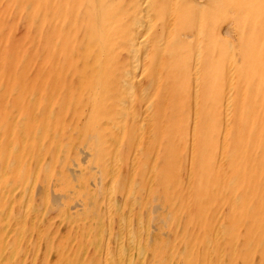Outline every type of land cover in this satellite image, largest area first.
<instances>
[{
    "label": "rangeland",
    "instance_id": "1",
    "mask_svg": "<svg viewBox=\"0 0 264 264\" xmlns=\"http://www.w3.org/2000/svg\"><path fill=\"white\" fill-rule=\"evenodd\" d=\"M4 1L0 0V31L2 32H0V51L3 52L0 54V154H2L0 156V215L2 214L0 216V264H107L108 262V264H112V262L113 264L118 262V264H264V0H177V2L176 0H97V3L96 0ZM134 2L135 4H133ZM141 7L144 8L141 9ZM174 7H176V12ZM169 11H171L172 16H168ZM142 13H144L143 16ZM247 16L252 17V22L255 25L248 30L245 20ZM148 17L151 19V24H147ZM172 17L173 19H171ZM34 19L36 21L33 22ZM141 19L143 21L140 22ZM136 20H138V24ZM141 24L148 28L144 29V31L146 30L145 35L143 32L140 35L141 28L144 27ZM63 25L64 28H62ZM2 27H4L3 30ZM47 28L49 31L46 30ZM50 29L52 30L50 31ZM166 31L170 32L172 36L169 34L166 36ZM130 33L132 34L131 37ZM197 33L198 35H196ZM121 34L124 36V41H122L123 36ZM3 35L6 37L4 38ZM115 36H119L118 39H121L117 40ZM125 37H130L129 39L133 40V43H129L130 40ZM111 39L114 40L115 44ZM135 41H137L136 44ZM56 42L59 43L56 44ZM145 42L147 43L145 44ZM117 44L118 46H116ZM145 45H148L146 46L148 50L145 48L146 51ZM129 49L134 50V52ZM257 51L260 52L257 54ZM73 52L75 56L71 55ZM111 52L113 53L111 54ZM195 52L197 53L195 54ZM10 53L13 55H9ZM131 53L134 55L136 53L137 57L132 56ZM160 53H164L163 57ZM197 54L198 56H196ZM6 55L11 56V58ZM159 55L162 58L157 59ZM139 56L141 59H146L141 60L139 58L138 60ZM14 58L15 60H13ZM164 58H167V61L162 60ZM137 60L142 65H139ZM114 61L117 64H113ZM58 63L59 65L56 66L55 64ZM29 66L31 67L29 68ZM187 66L188 69H186ZM114 67L117 72L119 70V73L115 72ZM182 67L184 71H181ZM138 68H143V72L139 71ZM161 69L163 70L161 71ZM129 71H131L130 74ZM67 74H70V77ZM157 74L158 76H156ZM114 78L118 79L114 80ZM123 78L126 79V82ZM228 78L230 79L228 80ZM195 80H197L196 85H194ZM67 83L68 85H66ZM131 83H133L132 86ZM18 86L20 87L18 88ZM54 86L58 88V90L55 88L56 92H54ZM16 88L19 89L17 92L14 91ZM117 88L123 91L121 90L119 93ZM112 90L114 92L116 90L115 96L118 99L115 98ZM27 91L30 92L29 95ZM33 92L39 93L37 96L39 104L36 105L37 107L35 106L36 108L34 107V115L31 114V108L22 106L25 99L28 101L32 98ZM52 94L56 97L54 98ZM121 97L122 99L125 97L126 100H122ZM119 99L121 100L119 101ZM30 100L29 102L32 103L33 100ZM48 100L50 101L49 105L47 104ZM60 100L64 102L61 103ZM59 102L61 105L58 104ZM71 103L72 107H69ZM64 104L67 105L65 110ZM2 105H5V109ZM147 105L151 110L147 108ZM47 108H50L49 111ZM111 108L115 110L113 111ZM57 109H61V112ZM144 109L147 112L149 110V112L145 113ZM110 110L115 115L114 113L111 115L112 111ZM118 110L121 111L120 114ZM43 111L46 116L48 115L47 117L43 115ZM109 111L110 114L107 117L106 114ZM50 112L51 115H49ZM54 112L59 113V115H55ZM24 113L29 114L27 115L30 119L28 125L24 128L21 127L22 129L19 128V125L13 127L18 121L13 122V124L10 123V116L16 114L17 117L14 116L15 118H13L18 120ZM36 113L37 115H35ZM116 114L120 116L117 117ZM110 118L111 120H109ZM43 121L49 130L45 129L46 124H42ZM33 125L35 127L44 125L42 129L47 131L42 132L41 130L40 133H37V130H34L31 132V137H22L23 134L28 136L31 131L30 128H35ZM113 125L115 129L111 128ZM130 125L134 128H131ZM249 125L257 129V133L253 137L249 134ZM105 126L106 128H102ZM58 129L60 131L62 129L61 133L60 131L58 133ZM117 129L119 130L117 131ZM20 132L23 134L21 133V135ZM50 132L53 134L50 135ZM138 134L139 136H137ZM40 135L43 137L41 138ZM53 135L54 138L52 139ZM37 136L40 138L38 141L40 145L36 140ZM194 137H196L195 140ZM26 139L29 142L25 141ZM128 140L131 145H128ZM56 142L58 145L55 144ZM69 142L70 144H68ZM30 144L31 146H29ZM37 144L40 147L37 148ZM63 144L65 146H62ZM30 147L32 148L30 149ZM39 149L43 150L40 151ZM83 150L92 155L88 158L84 157L82 153H79ZM163 150H166V155L163 154ZM60 152H62L61 155ZM114 153L118 157L115 154L116 160L112 156ZM179 154L181 155L178 161L180 165L174 160ZM191 155L193 159L190 160ZM40 157L42 158L40 159ZM82 157L85 158L83 163ZM36 159L38 161L34 164ZM58 159L60 163L57 162ZM44 161H47L46 164H43ZM109 163H111L110 166L116 165L117 167L110 168ZM136 163L138 164L136 165ZM7 164L11 166L9 167ZM139 164L140 166L143 164L141 169ZM4 165L5 167H3ZM158 168L159 170H157ZM129 170H133V172ZM158 171L160 172L158 177L161 176L159 178L157 177ZM148 172L152 174L150 175ZM33 175L34 180L32 179ZM154 178L155 180H152ZM19 180L21 182H18ZM14 181H16V185L13 184ZM111 181L113 183H110ZM45 184L47 185L44 186ZM110 184L117 188H113ZM163 185L166 187H162ZM30 186L33 189H30ZM149 186L150 188H148ZM169 186L175 188L170 187L169 189ZM35 187L37 188L35 189ZM107 187L111 193L106 189ZM4 190L5 192H3ZM28 191L31 194L30 197ZM20 192L25 194V197ZM102 192L104 194H101ZM56 195L62 197L61 200L56 199ZM139 195L143 196L145 200ZM105 197L109 200L107 201ZM127 200L129 201L128 204ZM24 203H28V207H23L25 206ZM33 203L38 206H41L39 204L42 203V206L37 208ZM74 203L79 205L77 209H72ZM108 203H111L110 208ZM113 204L114 206H112ZM127 205L130 207L129 209ZM134 206L137 210L132 208ZM156 206L159 210H156ZM32 208L33 210H31ZM47 209L48 211H46ZM111 209L113 210L110 212ZM153 209H155L154 212H152ZM8 210L10 212H7ZM34 210H36V215L39 213L37 217L33 212ZM54 210L56 213H51ZM139 210L141 211V218ZM168 211H175L174 214L176 215L173 220L169 221L170 223L166 218ZM30 212L31 214H29ZM43 212L49 214L44 215ZM117 214L118 216H116ZM136 214L139 215L141 222L136 221L138 219L135 220L138 218ZM43 217L45 219L49 217L48 219L51 218V220L46 219L47 224L44 225L45 219ZM72 217L73 222L68 224ZM94 217L95 219H93ZM22 218L25 219L22 220ZM130 218L133 220L130 221ZM59 219L61 220L59 221ZM39 220L42 222H37ZM100 220L105 223V226L98 222ZM117 220L118 225H121L120 228L122 230L125 228L123 232L119 229L120 225L117 226ZM137 222L138 224H136ZM36 223L39 224L36 225ZM92 224H96L97 230L92 228ZM177 226L181 231L176 229ZM37 228L39 231L41 230L39 232L41 236L38 234ZM93 229L96 232L100 231L94 234ZM132 229L136 230L133 234L130 233ZM138 230L139 233H137ZM118 231L122 239H117ZM82 235L84 236L82 237ZM126 240H128V244ZM116 241L120 243L117 242L119 243L117 244ZM130 241L131 243H129ZM18 242L19 244H17ZM118 245L121 247L119 248ZM124 248L127 251L131 250L127 253ZM140 248H142L141 252ZM80 250H83L82 254ZM129 253L132 254L129 255ZM17 257L18 259H16ZM64 258H67L66 261ZM131 259H133V263Z\"/></svg>",
    "mask_w": 264,
    "mask_h": 264
},
{
    "label": "bare ground",
    "instance_id": "2",
    "mask_svg": "<svg viewBox=\"0 0 264 264\" xmlns=\"http://www.w3.org/2000/svg\"><path fill=\"white\" fill-rule=\"evenodd\" d=\"M3 1H4V0H3ZM6 1H8V0H6ZM146 1H147V0H146ZM169 1H170V0H169ZM4 2H5V1H4ZM19 2H20V0H19ZM95 2L97 3V0H96ZM165 2H166V1H165ZM176 2H177V0H176ZM17 3H18V2H17ZM17 3H16V6H17ZM151 3H152V2H151ZM174 3H175V2H174ZM133 4H135V2H134ZM141 4H142V3H141ZM166 4H167V3H166ZM171 4H172V3H171ZM19 5H20V4H19ZM19 5H18V6H19ZM1 6H2V4H1ZM10 6H11V5H10ZM10 6H9V7H10ZM20 6H22V5H20ZM26 6H29V5L26 4ZM172 6H173V5H172ZM13 7H15V6H13ZM176 7H177V6H176ZM176 7H174L175 12H176V9H175ZM21 8H22V7H21ZM25 8H26V7H25ZM25 8H24V9H25ZM142 8H144V7H141V9H142ZM170 8H171V6H170ZM8 9H9V8H8ZM132 9H133V8H132ZM141 9H140V10H141ZM151 9H152V8H151ZM156 9H157V8H155V10H156ZM166 9H167V8H166ZM172 9H173V8H172ZM9 10H10V9H9ZM16 10H17V9H16ZM27 10H28V9H27ZM58 10H59V6H58ZM125 10H126V9H125ZM137 10H138V9H137ZM143 10H144V9H143ZM148 10H149V9H148ZM157 10H158V9H157ZM13 11H14V10H13ZM25 11H26V10H25ZM25 11H24V12H25ZM133 11H134V10H133ZM144 11H145V10H144ZM97 12H98V11H97ZM142 12H143V11H142ZM146 12H147V11H146ZM146 12H145V13H146ZM170 12H171V11H169L168 16L172 14V13H170ZM172 12H173V10H172ZM7 13H8V12H7ZM134 13H136V12H134ZM152 13H153V12H152ZM39 14H40V13H39ZM47 14H48V13H47ZM47 14H46V15H47ZM121 14H122V13H121ZM132 14H133V13H132ZM166 14H167V13H166ZM174 14H175V13H174ZM232 14H233V13H232ZM7 15H8V14H7ZM16 15H17V14H16ZM98 15H99V14H98ZM139 15H140V14H139ZM143 15H144V13H142V16H143ZM147 15H148V14H147ZM147 15H146V16H147ZM156 15H157V12H156ZM55 16H56V15H55ZM77 16H78V18H79V15H78V14H77ZM135 16H136V15H135ZM151 16H152V15H151ZM171 16H172V15H171ZM173 16H174V15H173ZM17 17H18V16H17ZM22 17H23V16H22ZM24 17H25V16H24ZM48 17H49V15H48ZM115 17H116V16H115ZM126 17H127V16H126ZM154 17H155V16H154ZM6 18H7V17H6ZM10 18H11V17H10ZM37 18H38V17H37ZM96 18H97V17L95 16V19H96ZM110 18H111V16H110ZM130 18H131V17H130ZM130 18H129V19H130ZM139 18H141V17H139ZM146 18H147V17H146ZM151 18H152V17H151ZM198 18H199V17H198ZM7 19H9V18H7ZM7 19H6V20H7ZM38 19H39V18H38ZM73 19H74V16H73ZM73 19H72V20H73ZM136 19H137V18H136ZM142 19H143V18H142ZM142 19L140 20V22L144 20V19H143V20H142ZM153 19H154V18H153ZM171 19H173V17H172ZM174 19H175V18H174ZM6 20H4V21L7 22ZM16 20H17V19L15 18V21H16ZM22 20H23V19H22ZM29 20H30V19H29ZM29 20H28V21H29ZM112 20H113V19H112ZM131 20H132V19H131ZM134 20H135V19H134ZM164 20H165V19H164ZM243 20H244V19H243ZM245 20H246V27H247V30H248V28L251 29L253 26H255L254 23L252 22V17H248V16H247ZM4 21H3V22H4ZM34 21H36V20L34 19L33 22H34ZM37 21H38V20H37ZM136 21H137V24H138V20H136ZM145 21H146V20H145ZM150 21H151V19H149V17H148L147 24H151ZM153 21H154V20H153ZM170 21H172V20H170ZM8 22H9V21H8ZM95 22H96V21H95ZM130 22H131V21H130ZM134 22H135V21H134ZM140 22H139V23H140ZM22 23H23V22H22ZM36 23H37V22H36ZM111 23H112V22H111ZM135 23H136V22H135ZM160 23H161V22H160ZM169 23H170V22H169ZM171 23H172V22H171ZM173 23H174V22H173ZM197 23H198V22H197ZM39 24H40V23H39ZM65 24H67V23L65 22ZM65 24H64V25H65ZM97 24H98V22H97ZM137 24H136V25H137ZM162 24H163V23H162ZM32 25H33V24H32ZM64 25H63L62 28H64ZM71 25H72V24H71ZM71 25H70V26H71ZM112 25H113V23H112ZM130 25H131V24H130ZM130 25H129V27H130ZM141 25L144 26V25H146V24L144 23V25H143V24H141ZM168 25H169V24H168ZM170 25H171V24H170ZM172 25H173V24H172ZM172 25H171V26H172ZM174 25H175V23H174ZM19 26H20V25H19ZM19 26H18V27H19ZM34 26H35V24H34ZM50 26H51V25H50ZM52 26H53V25H52ZM139 26H140V25H139ZM142 26H141V27H142ZM160 26H161V25H160ZM171 26H169V27L171 28ZM237 26H238V25H237ZM237 26H236V27H237ZM129 27H128V30H129ZM131 27H132V26H131ZM137 27H138V26H137ZM141 27H139V28H141ZM164 27H166L165 24H164ZM198 27H199V24H198ZM198 27H197V28H198ZM3 28H4V27H2V30H3ZM19 28H22V27H19ZM43 28H44V27H43ZM45 28H46V27H45ZM65 28H66V27H65ZM146 28H147V26H146V27L144 26L143 28H141L142 31L140 32V35H141L142 32H143V34L146 33V30L144 31V29H146ZM197 28H196V29H197ZM66 29H67V28H66ZM147 29H148V28H147ZM19 30H20V29H19ZM31 30H32V29H31ZM46 30L49 31L48 28H47ZM51 30H52V29H50V31H51ZM99 30H100V29H99ZM137 30H139V29L137 28ZM167 30H168V29H167ZM21 31H22V30H21ZM42 31H43V30H42ZM71 31H72V30H71ZM0 32H1V31H0ZM18 32H20V31H18ZM32 32H33V31H32ZM131 32H133V31H131ZM161 32H162V31H161ZM170 32H171V30H170ZM170 32L168 33V32L166 31V32H165V33H166L165 35H166V36H169V35H170ZM173 32H174V31H173ZM197 32H198V31H197ZM1 33H2V32H1ZM1 33H0V35H1ZM70 33H71V32H70ZM118 33H119V32H118ZM123 33H124V32H123ZM127 33H128V32H127ZM171 33H172V32H171ZM199 33H200V32H199ZM5 34H7V33L5 32ZM12 34H15V33H12ZM36 34H37V33H36ZM130 34H131V33H130ZM130 34H129V35H130ZM168 34H169V35H168ZM129 35H128V36H129ZM134 35H135V34H134ZM144 35H145V34H144ZM196 35H198V33H197ZM3 36H4V35H3ZM119 36H120V34H119ZM119 36H115V37H117V38H116L117 40L121 39V38L118 39ZM121 36H123V35L121 34ZM131 36H132V34L130 35V37H131ZM146 36H148V35H146ZM146 36H145V37H146ZM170 36H172V35H170ZM199 36H200V34H199ZM199 36H198V37H199ZM5 37H6V36H4V38H5ZM130 37H129V38H130ZM137 37H139V36H137ZM142 37H143V35H142ZM152 37H153V36H152ZM154 37H156V36H154ZM160 37H161V36H160ZM160 37H159V38H160ZM163 37L165 38V36H163ZM35 38H36V37H35ZM125 38H126V39H129L128 37H125ZM159 38H158V39H159ZM113 39H114V38H113ZM113 39H111V40H113ZM137 39H138V38H137ZM169 39H170V38H169ZM169 39H168V40H169ZM198 39H199V38H198ZM198 39H197V41H198ZM18 40H19V39H18ZM18 40H17V41H18ZM20 40H21V39H20ZM34 40H35V39H34ZM117 40H116V42H117ZM124 40H125V39H124V36H123V37H122V41H124ZM129 40H130V39H129ZM146 40H147V39H146ZM146 40H145V41H146ZM162 40H163V39H162ZM168 40H167V41H168ZM137 41H138V40H137ZM137 41H135V44L137 43ZM151 41H153V40H151ZM155 41L157 42V40H155ZM52 42H54V41L52 40ZM82 42H83V41H82ZM131 42L133 43V40H132V41L130 40L129 43H131ZM140 42H141V40H140ZM3 43H4V40H3ZM15 43H16V42H15ZM36 43H37V42H36ZM57 43H59V42H56V44H57ZM146 43H147V42H145V44H146ZM154 43H155V42H154ZM161 43H162V42H161ZM161 43H158V44H161ZM165 43H166V42H165ZM113 44H115V43H114V40H113ZM113 44H112V45H113ZM139 44H140V43H139ZM2 45H3V44H2ZM23 45H24V44H23ZM33 45H34V44H33ZM58 45H59V44H58ZM100 45H101V44H100ZM137 45H138V44H137ZM150 45H151V44H150ZM155 45H157V43H155ZM170 45H172V44H170ZM25 46H26V45H25ZM25 46H24V47H25ZM51 46H53V45H51ZM116 46H118V44H117ZM116 46H115V47H116ZM146 46H148V45H145L144 49L146 48ZM193 46H195V45H193ZM29 47H30V46H29ZM55 47H56V45H55ZM57 47H58V46H57ZM198 47H199V45H198ZM0 48H1V47H0ZM32 48H33V47H32ZM127 48H128V46H127ZM139 48H140V47H139ZM147 48H148V47H147ZM147 48H146V49H147ZM159 48H160V47H159ZM146 49H145V51H146ZM163 49H164V48H163ZM198 49H199V48H198ZM41 50H42V49H41ZM119 50H120V49H119ZM129 50H131V51L134 52V50H132V49H129ZM139 50H140V49H139ZM147 50H148V49H147ZM150 50L152 51V49H150ZM31 51L33 52V50H31ZM38 51H39V50H38ZM131 51H130V52H131ZM160 51H161V50H160ZM160 51H159V52H160ZM162 51H163V50H162ZM1 52H2V51H0V54H1ZM27 52H28V51H27ZM40 52H41V51H40ZM101 52H102V51H101ZM259 52H260V51H257L256 53L258 54ZM2 53H3V52H2ZM13 53H14V52H13ZM112 53H113V52H111V54H112ZM122 53H123V52H122ZM196 53H197V52H195V54H196ZM41 54H42V52H41ZM70 54H71V53H70ZM101 54H102V53H101ZM131 54H132V53H131ZM137 54H138V53H137ZM139 54H140V52H139ZM141 54H142V53H141ZM143 54H144V53H143ZM163 54H164V53H163ZM163 54L160 53V55H161L162 57H163ZM195 54H194V55H195ZM198 54H199V52H198ZM198 54H197L196 56H198ZM9 55L12 56L13 54L10 53ZM34 55H36V54L34 53ZM71 55L75 56L74 52H73V54H71ZM120 55H121V53H120ZM133 55H134V54H132V56H133ZM146 55H147V54H146ZM160 55H159V57L157 56V59H158V58L160 59V57H161ZM166 55H168V54H166ZM169 55H170V54H169ZM194 55H193V56H194ZM6 56H7V55H6ZM11 56H10V57L7 56V57H8V58H11ZM19 56H20V55H19ZM25 56H26V55H25ZM27 56H28V55H27ZM37 56H39V55L37 54ZM41 56H42V55H41ZM41 56H40V57H41ZM123 56H125V54H123ZM123 56H122V57H123ZM134 56L137 57L136 53H135ZM140 56H141V55H140ZM140 56L138 57V60H139ZM196 56H195V57H196ZM15 57H16V56H15ZM44 57H45V56H44ZM141 57H142V56H141ZM162 57H161V58H162ZM195 57H194V58H195ZM31 58H32V57H31ZM52 58H53V57H52ZM118 58H119V56H118ZM118 58H117V59H118ZM154 58H155V57H154ZM167 58H168V57H167ZM167 58H166V59L164 58V59H162V60L167 61ZM169 58H170V56H169ZM16 59H17V58H16ZM22 59H24V58L22 57ZM117 59H116V60H117ZM140 59H141V58H140ZM143 59H146V58H142L141 60H143ZM13 60H15V58H14ZM25 60H26V58H25ZM31 60H32V59H31ZM35 60H36V59H34V61H35ZM37 60H38V58H37ZM37 60H36V61H37ZM54 60H56V59H54ZM116 60H115V61H116ZM133 60H134V59H133ZM133 60H131V61H133ZM138 60H137V61H138ZM0 61H1V59H0ZM7 61H8V60H7ZM21 61H22V60H21ZM34 61H33V62H34ZM88 61H89V60H88ZM115 61H114L113 64H117V63H115ZM127 61H129V60H127ZM127 61H126V62H127ZM137 61H136V62H137ZM24 62H25V61H24ZM24 62H23V63H24ZM56 62H57V60H56ZM59 62H60V61H59ZM117 62H118V61H117ZM154 62H157V61H154ZM160 62H162V61H160ZM189 62H190V61H189ZM17 63H18V62H17ZM36 63H37V62H36ZM60 63H61V62H60ZM124 63H125V62H124ZM124 63H122V64H124ZM129 63H130V62H129ZM168 63H169V62H168ZM168 63H167V65H169ZM193 63H195V62H193ZM196 63H197V62H196ZM202 63H204V62H202ZM6 64H7V63H6ZM26 64H27V63H26ZM120 64H121V63H120ZM138 64H139V65H140V64L142 65V63H141L140 61H138ZM147 64H148V63H147ZM162 64H165V63H162ZM162 64H161V65H162ZM186 64H187V63H186ZM21 65H22V64H21ZM55 65H56V66L59 65V63H58V64H55ZM118 65H119V63H118ZM118 65H117V66H118ZM136 65H137V64H136ZM143 65H144V64H143ZM157 65H158V64H157ZM167 65H166V66H167ZM192 65H193V64H192ZM0 66H1V65H0ZM12 66H13V65H12ZM19 66H20V65H19ZM19 66H18V67H19ZM25 66H27V65H25ZM31 66H32V64H31ZM31 66H29V68H30ZM110 66H111V63H110ZM119 66H121V65H119ZM128 66H131V65H128ZM179 66H180V65H179ZM188 66H189V64H188ZM188 66L186 67V69L189 68ZM194 66H195V65H194ZM196 66H198V65H196ZM4 67H5V66H4ZM22 67H23V65H22ZM139 67H141V66H139ZM142 67H144V66H142ZM156 67H159V66H156ZM156 67H155V69H157ZM167 67H168V66H167ZM33 68H34V67H33ZM120 68H121V67H120ZM132 68H133V67H132ZM135 68H136V67H135ZM147 68H148V66H147ZM159 68H160V67H159ZM161 68H162V66H161ZM163 68H164V67H163ZM194 68H195V67H194ZM194 68H193V69H194ZM197 68H198V67H197ZM17 69H18V68H17ZM22 69H23V68H22ZM34 69H35V68H34ZM114 69H115V72H116V73H119V70H118V72H117L115 67H114ZM126 69L128 70L129 68H126ZM133 69H134V68H133ZM139 69H140V70H139ZM142 69H143V68H142ZM142 69H141V68H138L139 71L143 72ZM199 69H200V68H199ZM199 69H198V70H199ZM227 69H229V68H227ZM20 70H21V69H20ZM28 70H30V69H28ZM112 70H113V69H112ZM124 70H125V69H124ZM124 70H122V72H124ZM162 70H163V69H161V71H162ZM171 70H172V69H171ZM182 70H183V67H182L181 71H182ZM3 71H4V69H3ZM18 71H19V70H18ZM18 71H17V72H18ZM131 71H132V70H131ZM131 71H129V74H130ZM139 71H138V72H139ZM183 71H184V70H183ZM17 72H16V73H17ZM44 72H45V69H44ZM57 72H58V70H57ZM57 72H56V73H57ZM120 72H121V70H120ZM125 72L127 73V71H125ZM145 72H146V70H145ZM152 72H153V71H152ZM152 72H151V73H152ZM187 72H189V71H187ZM187 72H186V73H187ZM199 72H200V71H199ZM16 73H15V74H16ZM69 73H70V72H69ZM149 73H150V72H149ZM157 73H159V72H157ZM175 73H176V72H175ZM191 73H192V72H191ZM200 73H201V72H200ZM228 73H229V72H228ZM129 74H128V75H129ZM137 74H138V73H137ZM176 74H177V73H176ZM180 74H183V73H180ZM180 74H178V75H180ZM187 74H188V73H187ZM187 74H186V75H187ZM193 74H194V72H193ZM196 74H197V73H196ZM196 74H195V75H196ZM41 75H42V74H41ZM67 75L69 76L70 74H67ZM128 75H127V76H128ZM134 75H135V73H134ZM142 75H143V74H142ZM152 75H153V74H152ZM199 75H200V74H199ZM29 76H30V74H29ZM118 76H119V75H118ZM118 76H117V77H118ZM138 76H139V75H138ZM156 76H158V74H157ZM156 76H155V77H156ZM231 76H232V75H231ZM11 77L13 78L12 75H11ZM40 77H41V76H40ZM54 77H55V76H54ZM69 77H70V76H69ZM129 77H131V76H129ZM150 77H151V75H150ZM233 77H234V76H233ZM27 78H28V76H27L25 79L27 80ZM41 78H42V77H41ZM67 78H68V77H67ZM140 78H141V77H140ZM194 78H195V77H194ZM197 78H198V77H197ZM117 79H118V78H117ZM117 79L114 78V80H117ZM136 79H137V78H136ZM136 79H135V80H136ZM150 79H151V78H150ZM157 79H158V78H157ZM190 79H191V77H190ZM195 79H196V78H195ZM229 79H230V78H228V80H229ZM21 80H22V79H21ZM26 80H25V82H26ZM54 80H55V79H54ZM72 80H74V79H72ZM120 80H121V79H120ZM123 80H124V78H123ZM123 80H122V82H123ZM127 80H128V79H127ZM132 80H133V79H132ZM140 80H141V79H140ZM145 80H146V79H145ZM191 80H192V79H191ZM231 80H233V79H231ZM23 81H24V80H23ZM37 81H38V80H37ZM66 81L68 82V79H67ZM66 81H65V83H66ZM112 81H113V80H112ZM124 81L126 82V79H125ZM146 81H148V80H146ZM156 81L158 82V80H156ZM166 81H167V80H166ZM196 81H197V80L194 81V83H195L194 85L197 84ZM21 82H22V81H21ZM54 82H55V81H54ZM125 82H124V84H125ZM133 82H134V81H133ZM227 82L229 83V81H227ZM55 83H56V82H55ZM113 83H114V81H113ZM115 83H116V82H115ZM120 83H121V82H120ZM120 83H119V84H120ZM140 83H141V82H140ZM148 83H149V82H148ZM198 83H199V81H198ZM22 84H25V83H22ZM72 84H73V83H72ZM76 84H77V82L75 83V85H76ZM119 84H118V85H119ZM127 84H128V83H127ZM132 84H133V83H131V86H132ZM152 84H153V83H152ZM156 84H157V83H156ZM35 85H36V84H35ZM66 85H68V83H67ZM69 85H70V84H69ZM144 85H145V84H144ZM150 85H151V82H150ZM198 85H199V84H198ZM23 86H24V85H22V87H23ZM25 86L28 87L29 85H25ZM56 86H57V83H56ZM120 86H121V85H120ZM142 86H143V85H142ZM16 87H17V85H16ZM19 87H20V86H18V88H19ZM67 87H68V86H67ZM67 87H66V89H67ZM111 87H112V86H111ZM127 87H129V86H127ZM147 87H148V86H147ZM154 87H155V86H154ZM191 87H192V86H191ZM0 88H1V87H0ZM18 88L14 89V91L17 92V90H19ZM23 88H24V87H23ZM25 88H26V87H25ZM55 88H57V87L54 86V90H55ZM76 88H77V85H76ZM125 88H126V87H125ZM149 88H150V87H149ZM155 88H156V87H155ZM198 88H199V86H198ZM202 88H204V87H202ZM202 88H201V89H202ZM46 89H47V87H46ZM117 89H119V88H117ZM131 89H132V88H131ZM140 89H142V88H140ZM175 89H177V88H175ZM190 89H191V88H190ZM192 89H193V87H192ZM194 89L197 90L195 87H194ZM227 89H228V88H227ZM227 89H226V90H227ZM252 89H253V88H252ZM3 90H4V89H3ZM57 90H58V88H57ZM57 90H55L54 92H56ZM63 90H64V89H63ZM102 90H103V92H105L104 89H102ZM109 90H111L110 87H109ZM113 90H114V89H113ZM113 90H112V93H113L114 96H115L116 90H115V92H114ZM121 90H122V89H121ZM121 90H120V89L118 90L119 93H120ZM146 90H147V89H146ZM195 90H194V92H195ZM198 90H199V89H198ZM1 91H2V90H1ZM25 91H26V89H25ZM122 91H123V90H122ZM126 91H127V90H126ZM180 91H181V90H180ZM19 92H21V91H19ZM27 92H28V91H27ZM61 92L63 93V91H61ZM61 92H60V94H61ZM230 92H231V91H230ZM7 93H8V92H7ZM25 93H26V92H25ZM29 93H30V92H28V95H29ZM34 93H35V94H34ZM49 93H50V92H49ZM49 93H48V94H49ZM66 93H67V92H66ZM112 93H111V94H112ZM119 93H118V94H119ZM189 93H190V92H189ZM195 93H196V92H195ZM228 93H229V92H228ZM11 94H12V93H11ZM13 94H14V93H13ZM26 94H27V93H26ZM38 94H39L38 92H33V95L31 96L32 98H30V99L33 100V102H32V103L29 102V101H31L30 99H29L28 101L25 99V100L23 101V105H22V106H26V108H31V109H32V110H31V114H33V115H34V113H35V108L37 107L36 105L39 104V101H38L39 99H38V97H37ZM46 94H47V91H46ZM104 94H105V93H104ZM180 94H182V93L180 92ZM34 95H35V96H34ZM52 95H54V94H52ZM107 95H108V94H107ZM129 95H130V94H129ZM196 95H197V93H196ZM230 95H231V94H230ZM230 95H229V97H230ZM12 96H13V95H12ZM16 96H17V95H16ZM16 96H15V97H16ZM26 96H27V95H26ZM63 96H64V95H63ZM121 96H124V95L121 94ZM192 96H193V93H192ZM17 97L19 98V96H17ZM17 97H16V100H17ZM21 97H22V96H21ZM27 97H28V96H27ZM35 97H37V98H35ZM52 97H53V96H52ZM55 97H56V96L54 95V98H55ZM105 97H106V95H105ZM163 97H164V96H163ZM193 97H194V96H193ZM196 97H197V96H196ZM54 98H52V100H54ZM62 98H63V97H62ZM66 98H67V97H66ZM115 98L118 99L116 96H115ZM115 98H114V99H115ZM159 98H160V97H159ZM194 98H195V97H194ZM194 98H193V99H194ZM4 99H5V98H4ZM6 99H7V98H6ZM44 99H45V98H44ZM48 99H49V97H48ZM67 99H68V98H67ZM67 99H66V101H67ZM108 99H109V98H108ZM121 99H122V97H121ZM121 99H119V101H120ZM123 99L126 100L125 97H124ZM123 99H122V100H123ZM127 99H128V97H127ZM190 99H191V98H190ZM16 100H15V101H16ZM21 100H22V99H21ZM42 100H43V98H42ZM42 100H41V101H42ZM162 100H163V99H162ZM194 100H195V99H194ZM197 100H198V99H197ZM197 100H196V101H197ZM66 101H65V103H66ZM113 101H114V100H113ZM127 101H128V100H127ZM130 101H131V99H130ZM190 101H191V100H190ZM224 101H226V100H224ZM5 102H6V100L4 101V104H5ZM8 102H9V101H8ZM8 102H7V103H8ZM17 102H18V101H17ZM45 102H46V100H45ZM45 102L43 101V104H44V105H45ZM49 102H50V101L48 100V103H47L48 105H49ZM60 102L62 103V102H64V101H61V100H60ZM60 102H59L58 104H60ZM111 102H112V100H111ZM123 102H124V101H123ZM193 102H194V101H193ZM2 103H3V102H2ZM18 103H19V102H18ZM30 103H31V104H30ZM117 103H118V102H117ZM125 103H126V101H125ZM196 103H197V102H196ZM224 103H226V102H224ZM58 104H57V105H58ZM121 104H122V102H121ZM128 104H129V103H128ZM139 104H140V103H139ZM149 104H150V103H149ZM192 104H193V103H192ZM60 105H61V104H60ZM64 105H65V104H64ZM195 105H196V104H195ZM224 105H225V104H224ZM4 106H5V105H4ZM4 106L2 105V107H4ZM6 106H7V105H6ZM9 106H10V105H9ZM35 106H36V107H35ZM109 106H110V105H109ZM111 106L113 107V104H112ZM129 106H130V104H129ZM138 106H139V105H138ZM142 106H143V105H142ZM34 107H35V108H34ZM46 107H47V105L45 106V108H46ZM55 107H56V106H55ZM59 107H62V106H59ZM59 107H57V108H59ZM66 107H67V105H65V107H63L64 110H65ZM69 107H72V103H71V106H69ZM193 107H194V106H193ZM226 107H227V105H226ZM228 107H230V106H228ZM24 108H25V107H24ZM116 108H117V107H116ZM138 108H140V107H138ZM144 108H145V107H144ZM147 108H148V105H147ZM147 108H146V109H147ZM194 108H195V107H194ZM194 108H193V109H194ZM4 109H5V107H4ZM8 109H9V107H8ZM49 109H50V108H49ZM49 109L47 108L48 111H49ZM52 109H54V108H52ZM52 109H51V110H52ZM70 109H71V108H70ZM111 109H112V108H111ZM118 109H119V108H118ZM148 109H149V108H148ZM195 109H196V108H195ZM20 110H21V109H20ZM45 110H46V109H45ZM57 110H58V109H57ZM59 110H60V112H61V109H59ZM59 110H58V111H59ZM68 110H69V109H68ZM112 110L114 111L115 109L113 108ZM112 110H110V111H112ZM149 110H151V109H149ZM149 110H148V112H149ZM15 111H16V110H15ZM18 111H19V109H18ZM40 111H41V109H40ZM48 111H46V112H48ZM58 111H57V112H58ZM110 111H109V113L107 112V114H106L107 117L109 116L108 114H110ZM113 111L111 112V115H112V113H114ZM139 111H140V110H139ZM139 111H138V112H139ZM144 111H145V113H148L147 110L144 109ZM37 112H38V111H37ZM57 112H56V113L54 112V114H55V115H56V114L59 115V113H57ZM64 112H65V111H64ZM68 112H69V111H68ZM116 112H117V111H116ZM120 112H121V111L118 110V113H119V114H120ZM126 112H127V110H126ZM140 112H141V111H140ZM142 112H143V111H142ZM168 112H169V111H168ZM174 112H175V111H174ZM174 112H172V113H174ZM193 112H194V111H193ZM225 112H226V111H225ZM229 112H231V111H229ZM11 113H12V112H11ZM11 113H9V114H11ZM17 113H19V112H17ZM17 113H16V114H17ZM48 113H49V112H48ZM166 113H167V112H166ZM16 114H15V115H16ZM40 114H41V113H40ZM60 114H62V113H60ZM69 114H70V113H69ZM119 114H118V115H119ZM121 114H122V113H121ZM135 114H136V113H135ZM135 114H134V115H135ZM163 114H164V113H163ZM183 114H184V112H183ZM227 114H228V113H227ZM227 114H225V116H228ZM15 115H11V116H10L11 118L9 119L10 123H12V124H13V122L16 123V121H18L16 125H15V124H14V126L12 125L13 127H16L17 125H19V126H20L19 128L22 129L21 127L24 128L25 126L28 125L30 119L28 118L27 115H29V114H26V113L22 114L21 117H19L18 120L14 119L15 117H17V116H15ZM35 115H37V113H36ZM41 115H42V114H41ZM43 115L46 116V113H44V111H43ZM49 115H51V112H50ZM55 115H54V116H55ZM103 115H104V114H103ZM111 115H110V116H111ZM114 115H115V113H114ZM116 115H117V114H116ZM118 115H117V117L120 116V115H119V116H118ZM126 115H127V114H126ZM134 115H133V117H134ZM144 115H145V114H144ZM147 115H148V114H147ZM185 115H186V114H185ZM14 116H15V117H14ZM31 116H32V115H31ZM47 116H48V115H47ZM47 116H46V117H47ZM54 116H53V117H54ZM135 116H136V115H135ZM138 116H139V115H138ZM142 116H143V115H142ZM149 116H150V115H149ZM170 116H171V115H170ZM193 116H194V114H193ZM223 116H224V115H223ZM225 116H224V117H225ZM13 117H14V118H13ZM46 117H45V118H46ZM49 117H50V116H49ZM60 117H61V116H60ZM101 117H102V116H101ZM111 117H112V116H111ZM143 117H144V116H143ZM167 117H168V116H167ZM32 118H34V117H32ZM112 118H114V117H112ZM139 118H140V117H139ZM141 118H142V117H141ZM146 118H147V117H146ZM226 118H227V117H226ZM7 119H8V118H7ZM37 119H38V118H37ZM52 119H53V118H52ZM62 119H63V118H62ZM137 119H138V118H137ZM143 119H145V118H143ZM148 119H149V118H148ZM33 120H34V119H33ZM35 120H36V119H35ZM56 120H57V119H56ZM109 120H111V118H110ZM128 120H129V119H128ZM128 120H126V121L128 122ZM132 120H133V119H132ZM149 120H150V119H149ZM194 120H195V119H194ZM230 120H231V118H230ZM45 121H46V119H45ZM53 121H54V119H53ZM61 121H62V120H61ZM82 121H83V120H82ZM102 121H103V120H102ZM106 121H107V120H106ZM140 121H142V120H140ZM195 121H196V120H195ZM224 121H225V120H224ZM30 122L33 123V121H30ZM43 122H44V121H43ZM46 122H48V121H46ZM51 122H52V120H51ZM51 122H50V123H51ZM57 122H58V121H57ZM62 122H63V121H62ZM107 122H108V121H107ZM109 122L111 123V121H109ZM114 122H115V120H114ZM129 122H130V120H129ZM32 123H31V124H32ZM39 123H40V122H39ZM41 123H42V122H41ZM52 123H53V122H52ZM52 123H51V124H52ZM54 123H55V121H54ZM83 123H84V122H83ZM112 123H113V122H112ZM121 123H122V121H121ZM142 123H143V122H142ZM160 123H161V122H160ZM194 123H195V122H194ZM42 124H46V123L44 122V123H42ZM42 124H41V125H42ZM71 124H72V123H71ZM71 124H70V126H71ZM113 124H114V123H113ZM123 124H125V123H123ZM140 124H141V123H140ZM34 125H35V123H34ZM34 125H33V127H35ZM53 125H54V124H53ZM60 125H61V122H60ZM110 125H111V124H110ZM114 125H115V124H114ZM114 125L111 126V128H114V129H115ZM227 125H228V123H227ZM43 126H44V125H43ZM43 126H42V127H43ZM119 126H120V125H119ZM130 126H131V125H130ZM194 126H195V125H194ZM249 126H250V125H249ZM13 127H12V128H13ZM42 127L36 126L34 129L31 127V128H30L31 131H30V133L28 134V136H27L26 134H25V135L23 134L24 131H23V133L20 132V134H21V133L23 134V135L21 134L22 137H24V136H26V137H31V136H30V135H31V132H32V131L34 132V130H37V133H40L41 130H42V132H43L45 129H48V128H47V124H46V128H45V129H44V128L42 129ZM51 127H52V126H51ZM61 127H62V126H61ZM109 127H110V126H109ZM123 127H124V126H123ZM132 127H133V126H131V128H132ZM135 127H137V126H135ZM236 127H237V126H236ZM102 128H106V126H105V127H102ZM118 128H119V127H118ZM133 128H134V127H133ZM137 128H138V127H137ZM140 128H141V126H140ZM151 128H152V127H151ZM237 128H239V127H237ZM248 128H249V134L251 135V137L255 136L256 133H257V129H256V128H253V127H251V126L248 127ZM51 129H52V128H51ZM107 129H108V128H107ZM121 129H122V128H121ZM160 129H161V128H160ZM165 129H166V128H165ZM165 129H164V130H165ZM195 129H196V128H195ZM16 130L19 131V129H17V128H16ZM48 130H49V129H48ZM118 130H119V129H117V131H118ZM133 130H134V129H133ZM135 130H136V129H135ZM153 130H154V129H153ZM21 131H22V130H21ZM45 131H47V130H45ZM59 131H60V130L58 129V133H59ZM61 131H62V129H61ZM61 131H60V133H61ZM129 131H130V130H129ZM138 131H139V130H138ZM154 131H155V130H154ZM162 131H163V130H162ZM165 131H166V130H165ZM195 131H196V130H195ZM11 132H12V130L10 131V133H11ZM13 132H14V131H13ZM15 132H16V131H15ZM15 132H14V133H15ZM108 132H109V129H108ZM146 132H147V131H146ZM148 132H149V131H148ZM167 132H168V131H167ZM105 133H106V132H105ZM105 133H104V134H105ZM112 133H113V132H112ZM133 133H134V132H133ZM44 134H45V132H44ZM46 134H47V133H46ZM51 134H53V133L50 132V135H51ZM104 134H103V135H104ZM113 134H114V133H113ZM145 134H146V133H145ZM41 135H42V133H41ZM41 135H40V137H41ZM54 135H55V134H54ZM54 135L52 136V139L54 138ZM58 135H59V134H58ZM142 135H143V134H142ZM235 135H236V134H235ZM0 136H1V135H0ZM8 136H9V135H8ZM10 136H11V135H10ZM10 136H9V137H10ZM33 136H34V135H33ZM35 136H36V131H35ZM48 136H49V135H48ZM105 136L107 137L106 134H105ZM111 136H112V135H111ZM117 136H118V135H117ZM137 136H139V134H138ZM193 136H194V135H193ZM26 137H25V138H26ZM42 137H43V136H42ZM42 137H41V138H42ZM55 137H56V136H55ZM58 137H59V136H58ZM58 137H57V138H58ZM106 137H104V138H106ZM119 137H120V136H119ZM119 137H118V138H119ZM167 137H168V136H167ZM190 137H191V136H190ZM50 138H51V137H50ZM50 138H49V139H50ZM109 138H110V137H109ZM109 138H108V139H109ZM195 138H196V137H194V140H195ZM32 139H33V138H32ZM39 139H40V138L37 136V139H36L37 142L39 141ZM108 139H107V140H108ZM154 139H155V138H154ZM28 140H30V139H28ZM41 140H42V139H41ZM107 140H106V141H107ZM109 140H110V139H109ZM115 140H117V138H115ZM135 140H136V139H135ZM164 140H165V139H164ZM194 140H193V141H194ZM25 141H27V139H26ZM25 141H24V142H25ZM56 141L58 142V139H57ZM112 141H113V140H112ZM126 141H127V139H126ZM128 141H129V140H128ZM136 141L138 142V140H136ZM202 141H203V139H202ZM20 142H21V141H20ZM27 142H29V141H27ZM49 142H50V141H49ZM49 142H47V143H49ZM53 142H54V140H53ZM57 142H56L55 144L58 145ZM61 142H62V141H61ZM104 142H105V140H104ZM109 142H111V141H109ZM109 142H108V144H109ZM203 142H204V141H203ZM209 142H210V141H209ZM10 143H11V141H10ZM21 143H22V142H21ZM39 143H40V142H38V144H39ZM43 143H44V142H43ZM106 143H107V142H106ZM114 143H116V142H114ZM114 143H113V145H114ZM131 143H132V142H131ZM141 143H142V142H141ZM221 143H222V142H221ZM38 144H37V148L40 147V146H39L40 144H39V145H38ZM49 144H50V143H49ZM59 144H60V143H59ZM68 144H70V142H69ZM132 144H134V143H132ZM23 145H24V144H23ZM42 145H43V144H42ZM128 145H131V144H130V141H129ZM137 145H138V144H137ZM143 145H144V144H143ZM7 146H9V145L7 144ZM10 146H11V145H10ZM29 146H31V144H30ZM29 146H27V148H29ZM55 146H56V145H55ZM62 146H65V145L63 144ZM115 146H116V145H115ZM120 146H121V145H120ZM135 146H136V145H135ZM140 146H141V145H140ZM154 146H155V145H154ZM154 146H153V147H154ZM21 147H22V146H21ZM44 147H45V144H44ZM44 147H43V148H44ZM52 147H53V145H52ZM121 147H122V146H121ZM121 147H120V149H123V148H121ZM126 147H128V146H126ZM137 147H138V146H137ZM8 148H9V147H8ZM24 148H26V147H24ZM31 148H32V147H30V149H31ZM41 148H42V147H41ZM62 148H63V147H62ZM62 148H61V149H62ZM64 148H65V147H64ZM116 148H117V147H116ZM116 148H115V149H116ZM192 148H193V147H192ZM18 149H19V148H18ZM30 149H29V150H30ZM56 149H57V148H56ZM113 149H114V147H113ZM118 149H119V147H118ZM126 149H127V148H126ZM140 149H141V148H140ZM9 150H10V149H9ZM16 150H17V149H16ZM37 150H38V149H37ZM39 150L41 151V150H43V149H39ZM51 150H52V149H51ZM51 150H50V151H51ZM155 150H156V149H155ZM157 150H158V149H157ZM192 150H193V149H192ZM17 151H18V150H17ZM24 151H26V149H24ZM55 151H56V150H55ZM61 151H62V150H61ZM116 151H117V149H116ZM137 151H138V150H137ZM137 151H136V152H137ZM163 151H164L163 154L166 155V152H165L166 150H163ZM167 151H168V150H167ZM222 151H223V150H222ZM8 152H9V151H8ZM8 152H7V154H8ZM62 152H63V151H62ZM62 152H60L59 154L61 155ZM124 152H125V151H124ZM146 152H147V150H146ZM12 153H14V151H12ZM15 153H16V152H15ZM24 153H25V152H24ZM30 153H31V152H30ZM79 153H82V154L84 155V157H86V158H88L89 156L92 155L90 152H86L85 150H83L82 152H79ZM112 153H113V152H112ZM150 153H151V152H150ZM156 153H157V152H156ZM222 153H223V152H222ZM40 154L42 155V152H41ZM40 154H39V155H40ZM115 154H116V153H114V155H112V156H114V157H113L114 159H115ZM134 154H135V153H134ZM1 155H2V154H0V156H1ZM29 155H30V154H29ZM29 155H28V156H29ZM33 155H34V153H33ZM39 155H37V156H39ZM41 155H40V156H41ZM49 155H50V153H49ZM146 155H147V154H146ZM165 155H164V156H165ZM175 155H176V153H175ZM214 155H215V154H214ZM30 156H31V155H30ZM37 156H36V157H37ZM112 156H111V158H112ZM132 156H133V155H132ZM116 157H117V154H116ZM137 157H138V156H137ZM143 157H144V156H143ZM166 157H167V156H166ZM6 158H7V157H6ZM41 158H42V157H40V159H41ZM48 158H49V157H48ZM48 158H47V159H48ZM54 158H56V157L54 156ZM58 158H59V157H58ZM82 158H83V157H82ZM117 158H118V157H117ZM138 158L140 159V157H138ZM160 158H161V156H160ZM180 158H181V155L179 154V155H177V157H176L174 160L178 162ZM47 159H45V160H47ZM49 159H50V158H49ZM59 159H60V158H59ZM59 159L57 160V162L59 161ZM84 159H85V158L81 159V160H82V163H83V160H84ZM114 159H113V160H114ZM155 159H156V158H155ZM164 159H165V158H164ZM184 159H185V158H184ZM191 159H193L192 155H191L190 160H191ZM29 160H30V157H29ZM107 160H108V159H107ZM107 160H106V161H107ZM113 160H112V161H113ZM115 160H116V159H115ZM132 160H133V159H132ZM146 160H147V159H146ZM160 160H161V159H160ZM160 160H159V161H160ZM5 161H6V159H5ZM37 161H38V160L36 159V162H34V164L37 163ZM48 161H49V160H48ZM153 161H154V160H153ZM153 161H152V162H153ZM13 162H14V161H13ZM40 162H41V161H40ZM46 162H47V161H46ZM46 162L44 161L43 164H46ZM80 162H81V161H80ZM113 162H114V161H113ZM113 162H111V163H113ZM134 162H135V161H134ZM139 162H140V161H139ZM182 162H183V161H182ZM190 162H191V161H190ZM4 163H5V162H4ZM4 163H3V164H4ZM58 163H60V161H59ZM103 163H104V162H103ZM106 163H107V162H106ZM106 163H105V164H106ZM111 163H109L108 166H110ZM132 163H133V162H132ZM132 163H131V164H132ZM140 163H141V162H140ZM159 163H161V161H160ZM178 163H179V165H180V162H178ZM24 164H25V163H24ZM107 164H108V163H107ZM129 164H130V163H129ZM137 164H138V163H136V165H137ZM152 164H153V163H152ZM155 164H156V163H155ZM185 164H186V162H185ZM189 164H190V163H189ZM5 165H6V164H5ZM5 165H4L3 167H5ZM7 165H8V164H7ZM36 165H37V164H36ZM142 165H143V164H141V166H142ZM159 165H160V164H159ZM8 166L10 167L11 165H8ZM12 166H13V165H12ZM23 166H24V165H23ZM23 166H22V167H23ZM33 166H34V165H33ZM44 166H46V165H44ZM114 166H116V165H114ZM114 166H110V168H111V167H114ZM139 166H140V164H139ZM141 166H140V169H141ZM220 166H222V165H220ZM15 167H16V166H15ZM105 167H106V166H105ZM116 167H117V166H116ZM136 167H137V166H136ZM146 167H147V166H146ZM158 167H159V166H158ZM160 167H161V165H160ZM177 167H178V166H177ZM7 168H8V167H7ZM7 168H6V170H7ZM44 168H45V167H44ZM46 168H47V167H46ZM106 168H108V167H106ZM144 168H145V166H144ZM36 169H37V168H36ZM36 169H35V172H36ZM3 170H4V169H3ZM8 170H9V169H8ZM21 170H22V169H21ZM32 170H33V169H32ZM37 170H38V169H37ZM108 170H109V169H108ZM110 170H111V169H110ZM150 170H151V169H150ZM157 170H159V168H158ZM176 170H177V169H176ZM179 170L181 171V169H179ZM115 171H116V170H115ZM129 171H132V172H133V170H129ZM140 171H141V170H140ZM151 171H152V170H151ZM151 171H150V172H151ZM7 172H8V171H7ZM35 172H34V173H35ZM127 172H128V171H127ZM150 172H148V173H150ZM2 173H3V171H2ZM107 173H108V172H107ZM111 173H113V172L111 171ZM117 173H118V171H117ZM128 173H129V172H128ZM128 173H127V174H128ZM140 173H141V172H140ZM155 173H156V172H155ZM159 173H160V172L158 171L157 177H158ZM36 174H37V173H36ZM36 174H35V176H36ZM131 174H132V173H131ZM151 174H152V173H150V175H151ZM199 174H200V173H199ZM204 174H205V173H204ZM15 175H16V174H15ZM20 175H21V174H20ZM70 175H72V174H70ZM112 175H113V174H112ZM117 175H118V174H117ZM140 175H141V174H140ZM179 175H180V174H179ZM3 176H4V175H3ZM108 176H110V175H108ZM128 176H129V175H128ZM132 176H133V175H132ZM152 176H153V175H152ZM20 177H21V176H20ZM30 177H31V176H30ZM129 177H131V176H129ZM129 177H128V179H129ZM141 177H142V175H141ZM159 177H161V176H159ZM159 177H158V178H159ZM32 179L34 180V175H33V178H32ZM49 179H50V178H49ZM108 179H109V178H108ZM110 179H111V178H110ZM122 179H123V178H122ZM175 179H176V177H175ZM210 179H211V178H210ZM33 180H32V181H33ZM124 180H125V179H124ZM144 180H146V179H144ZM144 180H143V181H144ZM152 180H155V178L152 179ZM152 180H151V182H152ZM204 180H205V179H204ZM32 181H31V183H32ZM112 181H113V180H112ZM112 181H111L110 183H113ZM116 181H117V180H116ZM129 181L131 182V179H130ZM174 181H175V180H174ZM178 181H179V180H178ZM18 182H21V181L19 180ZM49 182H50V180H49ZM49 182H46V183H49ZM107 182H108V180H107ZM123 182H124V181H123ZM133 182H134V180H133ZM147 182H148V180H147ZM156 182L158 183V181H156ZM15 183H16V181L13 182V184H15ZM29 183H30V182H29ZM31 183H30V185H31ZM104 183H105V182H104ZM114 183H115V182H114ZM117 183H118V181H117ZM136 183H137V182H136ZM149 183H150V182H149ZM152 183H153V182H152ZM180 183H181V182H180ZM190 183H191V182H190ZM190 183H189V184H190ZM9 184H10V183H9ZM11 184H12V183H11ZM23 184H24V183H23ZM131 184H132V182H131ZM134 184H135V183H134ZM137 184H138V183H137ZM137 184H136V185H137ZM150 184H151V183H150ZM166 184H167V183H166ZM174 184H175V182H174ZM7 185H8V184H7ZM7 185H6V186H7ZM15 185H16V184H15ZM32 185H34V184H32ZM46 185H47V184H45L44 186H46ZM103 185H104V184H103ZM105 185H106V184H105ZM110 185H111V184H110ZM148 185H149V184H148ZM170 185H171V184H170ZM106 186H108V185H106ZM111 186H112V185H111ZM129 186H130V184H129ZM133 186H134V185H133ZM156 186H158V185H156ZM2 187H3V185H2ZM15 187H16V186H15ZM15 187H14V188H15ZM50 187H51V186H50ZM108 187L110 188V186H108ZM108 187L106 188L107 190H108ZM112 187H113V186H112ZM153 187H154V186H153ZM162 187H166V186L163 185ZM170 187L172 188V187H174V186H169V189H170ZM188 187H189V186H188ZM4 188H5V187H4ZM29 188H30V189H33V188H31V186H30ZM36 188H37V187H35V189H36ZM45 188H46V187H45ZM98 188H100V187H98ZM113 188H117V187H113ZM113 188H112V189H113ZM130 188H131V187H130ZM133 188H134V187H133ZM148 188H150V186H149ZM156 188H157V187H156ZM174 188H175V187H174ZM2 189H3V188H2ZM15 189H16V188H15ZM30 189H29V190H30ZM119 189H120V188H119ZM136 189H138V188H136ZM145 189H146V188H145ZM154 189H155V187H154ZM164 189H165V188H164ZM10 190H11V189H10ZM10 190H9V191H10ZM24 190H25V189H24ZM38 190H39V189H38ZM114 190H115V189H114ZM117 190H118V189H117ZM133 190H134V189H133ZM147 190H148V189H147ZM165 190H167V189H165ZM25 191H26V190H25ZM46 191L48 192V190H46ZM49 191H50V189H49ZM108 191L111 193L110 190H108ZM124 191H125V190H124ZM144 191H145V190H144ZM155 191H156V190H155ZM186 191H187V190H186ZM3 192H5V190H4ZM13 192H14V190H13ZM50 192H51V191H50ZM99 192H100V191H99ZM132 192H133V191H132ZM151 192H152V191H151ZM10 193H12V192L10 191ZM20 193L22 194V192H20ZM20 193H19V195H20ZM24 193H25V192H24ZM110 193H108V194H110ZM127 193H128V192H127ZM137 193H138V192H137ZM146 193H148V192H146ZM28 194H29L28 196L30 197L31 194H30L29 191H28ZM47 194H48V193H47ZM49 194H52V193H49ZM73 194H74V193H73ZM101 194H104V193L102 192ZM131 194H132V193H131ZM134 194H135V191H134ZM138 194H139V193H138ZM138 194H137V195H138ZM189 194H190V193H189ZM191 194H192V193H191ZM22 195H23V194H22ZM24 195H25V194H24ZM24 195H23V196H24ZM44 195H45V194H44ZM125 195H127V194H125ZM140 195H141V194H140ZM140 195H139V196H140ZM147 195H148V194H147ZM61 196H62V195H61ZM110 196H111V195H110ZM112 196H113V195H112ZM145 196H146V195H145ZM24 197H25V196H24ZM44 197H47V196H44ZM63 197H64V196H63ZM98 197H99V196H98ZM107 197L109 198V196H107ZM113 197H114V196H113ZM125 197H126V196H125ZM130 197H131V196H130ZM133 197H134V196H133ZM141 197H143V196H140V198H141ZM148 197H149V196H148ZM61 198H62V197H59L58 195H56V199H58V200L60 199V200H61ZM128 198H129V197H128ZM128 198H127V199H128ZM135 198L137 199L138 197H135ZM185 198H186V197H185ZM14 199H15V196H14ZM26 199H27V196H26ZM29 199L31 200V198H29ZM99 199H100V198H99ZM105 199H107V198L105 197ZM105 199H104V200H105ZM111 199H112V198H111ZM131 199H132V198H131ZM142 199H144V197H143ZM22 200H24V198H22ZM27 200H28V199H27ZM44 200H45V199H44ZM50 200H51V198H50ZM54 200H55V198H54ZM54 200H53V201H54ZM108 200H109V199H107V201H108ZM112 200H113V199H112ZM112 200H111V201H112ZM129 200H130V199H129ZM144 200H145V199H144ZM152 200L154 201L155 199L153 198ZM218 200H219V199H218ZM10 201L12 202V199H10ZM10 201H9V202H10ZM24 201H25V200H24ZM24 201H21V202H24ZM45 201H46V200H45ZM133 201H134V200H133ZM147 201H148V198H147ZM153 201H152V202H153ZM158 201H159V200H158ZM177 201H178V200H177ZM30 202H31V201H30ZM56 202H58V201H56ZM92 202H93V199H92ZM96 202H97V201H96ZM105 202H106V201H105ZM113 202H114V201H113ZM128 202H129V201L127 200V204H128ZM149 202H150V198H149ZM188 202H189V201H188ZM192 202H193V201H192ZM31 203H32V202H31ZM97 203H98V202H97ZM106 203H107V202H106ZM114 203H115V202H114ZM193 203H194V202H193ZM24 204H25V203H24ZM27 204H28V203H27ZM27 204H25V206H23V207H26ZM29 204H30V203H29ZM33 204H34V203H33ZM33 204H32V207H34ZM43 204H44V203H43ZM46 204H47V203H46ZM129 204H130V203H129ZM132 204H134V203H132ZM136 204H137V201H136ZM141 204H142V203H141ZM170 204L173 205V203H170ZM9 205H10V204H9ZM34 205H35V204H34ZM39 205L42 206V203L39 204ZM53 205L55 206L56 204L54 203ZM106 205H107V204H106ZM106 205H105V206H106ZM108 205H109V208H110V207H111V206H110L111 203H108ZM116 205H117V204H116ZM147 205H148V204H147ZM172 205H171V206H172ZM175 205H176V204H175ZM10 206H11V205H10ZM29 206H30V205H29ZM36 206H37V208L41 207V206L35 205V207H36ZM43 206H44V205H43ZM57 206H58V205H57ZM105 206H104V207H105ZM112 206H114V204H113ZM127 206H128V205H127ZM136 206H139V205H136ZM136 206H134V207H132V208H135V209L137 210ZM153 206H154V205H153ZM168 206H169V204H168ZM183 206H184V205H183ZM27 207H28V206H27ZM45 207H46V206H45ZM60 207H61V206H60ZM77 207H79V205H78L77 203H74L72 209H74V208L77 209ZM119 207H120V206H119ZM145 207H146V206H145ZM156 207H157L156 210H159V209H158V206H156ZM4 208H5V207H4ZM8 208H9V207H8ZM30 208H31V206H30ZM30 208H29V209H30ZM37 208H36V209H37ZM115 208H116V206H115ZM129 208H130V207L128 206V209H129ZM132 208H131V209H132ZM142 208H143V207H142ZM166 208H167V207H166ZM170 208H171V207H170ZM29 209H28V210H29ZM42 209H43V207H42ZM103 209H104V208H103ZM107 209H108V207H107ZM107 209H106V211H108ZM116 209H117V208H116ZM116 209H115V210H116ZM118 209H119V208H118ZM140 209H141V208H140ZM146 209H147V207H146ZM172 209H173V208H172ZM172 209H171V210H172ZM175 209H176V208H175ZM182 209H183V208H182ZM9 210H10V209H9ZM9 210H8L7 212H10ZM24 210H25V209H24ZM24 210H23V211H24ZM31 210H33V208H32ZM56 210H57V209H56ZM63 210H64V209H63ZM63 210H62V211H63ZM90 210L92 211L93 209L91 208ZM112 210H113V209H111L110 212H111ZM133 210H134V209H133ZM149 210H150V209H149ZM167 210H168V209H167ZM177 210H178V209H177ZM183 210H184V209H183ZM35 211H36V210H34L33 212H35ZM39 211H40V210H39ZM39 211H38V212H39ZM46 211H48V209H47ZM46 211H44V212H46ZM57 211H58V210H57ZM116 211H117V210H116ZM139 211H140V210H139ZM154 211H155V209H153L152 212H154ZM3 212H4V211H3ZM3 212H2V213H3ZM24 212H26V211H24ZM44 212H43V213H44ZM49 212H50V211H49ZM54 212L56 213L55 210H54L53 212H51V213H54ZM58 212H59V211H58ZM58 212H57V213H58ZM110 212H109V213H110ZM114 212H115V211H114ZM117 212H118V211H117ZM117 212H116V213H117ZM144 212H145V211H144ZM149 212H150V211H149ZM174 212H175V211H174ZM174 212H172V211H168V212H167V217H166V218L168 219V222H169L170 220H173L174 217L176 216V215L174 214ZM26 213H27V212H26ZM59 213H60V212H59ZM99 213H100V212H99ZM128 213H129V212H128ZM150 213H151V212H150ZM150 213H149V215H150ZM29 214H31V212H30ZM36 214H37V213L35 212V215H36ZM41 214H42V212H41ZM41 214H40V215H41ZM45 214H49V213H44V215H45ZM60 214H61V213H60ZM106 214L108 215V212H107ZM131 214H132V212H131ZM152 214H153V213H152ZM1 215H2V214H1ZM1 215H0V216H1ZM6 215H7V214H6ZM8 215H9V214H8ZM19 215H20V214H19ZM19 215H18V217H19ZM21 215H22V214H21ZM33 215H34V214H33ZM38 215H39V213H38ZM38 215H36V217H37ZM44 215H43V216H44ZM50 215H51V214H50ZM57 215H58V214H57ZM80 215H81V213H80ZM102 215H103V213H102ZM107 215H106V216H107ZM120 215L122 216L121 213H120ZM120 215H119V217H120ZM136 215H137V214H136ZM136 215H134V216H136ZM10 216H11V215H10ZM61 216H62V215H61ZM94 216H95V215H94ZM99 216H100V215H99ZM116 216H118V214H117ZM137 216H138V218H135V220L138 219V220H136V221H139V219L141 218V211H140V218H139V215H137ZM137 216H136V217H137ZM31 217H32V216H31ZM31 217H30V219H31ZM46 217H47V215H46ZM49 217H50V216H49ZM49 217H48V218H49ZM55 217H56V216H55ZM64 217H65V216H64ZM67 217H68V216H67ZM73 217H75V216H73ZM73 217L71 218V220L69 219L70 222H68V224H69V223L71 224V221L73 222V220H72ZM88 217H89V216H88ZM95 217H96V216H95ZM95 217H94L93 219H95ZM100 217H101V216H100ZM100 217H98V218L100 219ZM110 217H111V216H110ZM119 217H117V218H119ZM122 217H123V216H122ZM128 217H129V216H128ZM145 217H146V215H145ZM6 218H7V217H6ZM6 218H5V219H6ZM43 218H44V217H43ZM48 218H46V219H48ZM53 218H54V217H53ZM91 218H92V216H91ZM98 218H97V219H98ZM101 218H102V217H101ZM106 218H107V217H106ZM108 218H109V216H108ZM112 218H113V217H112ZM176 218H177V217H176ZM181 218H182V217H181ZM7 219H8V218H7ZM17 219H18V218H17ZM23 219H25V218H22V220H23ZM27 219H28V218H27ZM39 219H40V216H39ZM44 219H45V218H44ZM46 219H45V221L43 220V221L45 222L44 225L47 224V223H46ZM65 219H66V218H65ZM97 219H96V220H97ZM122 219H123V218H122ZM143 219H144V218H143ZM152 219H153V218H152ZM179 219H180V216H179ZM199 219H200V218H199ZM14 220H15V218H14ZM22 220H21V221H22ZM31 220H32V219H31ZM40 220H41V219H40ZM40 220L37 221V222L41 223L42 221L40 222ZM48 220H51V218L48 219ZM60 220H61V219H59V221H60ZM76 220H77V219H76ZM81 220H82V219H81ZM83 220H84V219H83ZM96 220H95V222H96ZM119 220H120V219H119ZM124 220H125V218H124ZM131 220H133V219L130 218V221H131ZM145 220H146V219H145ZM180 220H181V219H180ZM180 220H179V221H180ZM65 221H66V220H65ZM74 221H75V220H74ZM106 221H107V219H106ZM108 221H109V220H108ZM110 221H111V219H110ZM110 221H109V222H110ZM113 221H114V220H113ZM121 221H122V220H121ZM136 221H134V222H136ZM147 221H148V220H147ZM6 222H7V221H6ZM55 222H56V221H55ZM76 222H77V221H76ZM81 222H83V221H81ZM98 222L100 223L101 220L98 221ZM128 222H129V218H128ZM139 222H141V221H139ZM180 222H181V221H180ZM21 223H22V222H21ZM23 223H24V222H23ZM32 223H33V222H32ZM32 223H30V224L32 225ZM39 223H36V225L39 224ZM112 223H113V222H112ZM120 223H121V222H120ZM159 223H160V222H159ZM169 223H170V222H169ZM51 224H52V223H51ZM55 224H56V223H55ZM55 224H54V225H55ZM76 224H77V223H76ZM101 224L104 225L105 223H102V222H101ZM108 224H109V223H108ZM121 224H124V223H121ZM136 224H138V222H137ZM140 224H141V223H140ZM140 224H139V225H140ZM145 224H146V223H145ZM36 225H35V228H36ZM44 225H43V226H44ZM54 225H52V226L54 227ZM56 225H57V224H56ZM62 225H63V223H62ZM85 225H86V224H85ZM92 225H93V224H92ZM95 225H96V224H94L92 228H94V229L96 228V230H97L98 227H96ZM111 225H112V224H111ZM119 225H120V224H119ZM119 225H118V220H117V226H119ZM124 225H125V224H124ZM172 225H173V224H172ZM177 225H178V224H177ZM180 225H181V224H180ZM210 225H211V224H210ZM4 226H6V225H4ZM39 226H40V225H39ZM50 226H51V225H50ZM88 226H90V225H88ZM104 226H105V225H104ZM104 226H103V228H104ZM107 226H108V225H107ZM117 226H116V227H117ZM122 226H123V225H122ZM127 226H128V225H127ZM131 226H132V225H131ZM37 227H38V226H37ZM41 227H42V226H41ZM67 227H68V226H67ZM72 227L75 228L74 226H72ZM108 227H109V226H108ZM120 227H121V225L119 226V229L122 230V228H120ZM129 227H130V226H129ZM129 227H128V228H129ZM146 227H147V226H146ZM146 227H145V228H146ZM173 227H174V225H173ZM179 227H180V226H179ZM21 228H22V227H21ZM51 228H52V227H51ZM84 228H85V227H84ZM177 228H178V226L176 227V229H177ZM180 228H182V227H180ZM7 229H8V228H7ZM37 229H38V234L40 235L39 232H40L41 230L39 231V228H37ZM44 229H45V227H44ZM44 229H43V230H44ZM89 229H90V227H89ZM94 229H93V231H94ZM99 229H100V227H99ZM99 229H98V230H99ZM105 229H106V228H105ZM124 229H125V228H123V230H124ZM130 229H131V228H130ZM178 229H179V228H178ZM217 229H218V228H217ZM73 230H74V229H73ZM73 230H72V232H73ZM90 230H91V229H90ZM90 230H88V231H90ZM96 230L94 231V234H95V233H99V231H100V230H99L98 232H96ZM117 230H118V229H117ZM121 230H120V231H121ZM123 230H122V232H123ZM128 230H129V229H128ZM128 230H127V231H128ZM21 231H22V230H21ZM50 231H51V230H50ZM52 231H53V230H52ZM129 231H130V230H129ZM134 231H136V230H133V229H132V231H131L130 233L133 234V233H135ZM179 231H181V230L179 229ZM6 232H7V231H6ZM72 232H71V233H72ZM101 232H102V230H101ZM107 232H109V231H107ZM107 232H106V233H107ZM139 232H140V231L138 230L137 233H139ZM143 232H144V231H143ZM145 232H147V231L145 230ZM175 232H176V231H175ZM14 233H15V232H14ZM44 233H45V232H44ZM82 233H84V232H82ZM104 233H105V232H104V229H103V234H104ZM128 233H129V232H128ZM137 233H136V234H137ZM50 234H51V233H50ZM53 234H54V233H53ZM110 234H111V233H110ZM120 234L122 235V233H120ZM123 234H124V233H123ZM39 235H38V237H39ZM47 235H48V234H47ZM84 235H85V234H84ZM84 235H82V237H83ZM96 235H97V234H96ZM108 235H109V234H108ZM18 236H19V234H18ZM26 236H27V235H26ZM40 236H41V235H40ZM51 236H53V235H51ZM85 236H86V235H85ZM87 236H88V232H87ZM87 236H86V237H87ZM101 236H102V235H101ZM122 236H123V235H122ZM129 236H130V235H129ZM131 236H132V235H131ZM138 236H139V234H138ZM20 237H23V236H20ZM30 237H31V236H30ZM99 237H100V236H99ZM116 237H118L117 239H119V238L122 239V237L119 235V231H118V236H116ZM127 237H128V235H127ZM133 237H134V235H133ZM133 237H132V238H133ZM177 237H178V236H177ZM186 237H187V236H186ZM46 238H47V237H46ZM48 238H49V237H48ZM108 238H110V236H108ZM111 238H112V237H111ZM168 238H169V237H168ZM17 239H18V237H17ZM27 239H29V238H27ZM114 239H115V237H114ZM128 239H129V238H128ZM130 239H131V238H130ZM20 240H21V239H20ZM41 240H42V239H41ZM71 240H73V239H71ZM83 240H84V239H83ZM83 240H82V241H83ZM18 241H19V239H18ZM127 241H128V240H126V243L128 244ZM26 242H27V241H26ZM33 242H34V241H33ZM84 242H85V240H84ZM84 242H83V244H85ZM98 242H99V241H98ZM101 242H102V241H101ZM108 242H109V241H108ZM117 242H119V241H116V243H117ZM138 242H139V241H138ZM138 242H137V243H138ZM148 242H149V240H148ZM70 243H71V242H70ZM91 243H92V242H91ZM114 243H115V242H114ZM119 243H120V242H119ZM119 243H117V244H119ZM129 243H131V241H130ZM15 244H16V243H15ZM17 244H19V242H18ZM26 244H27V243H26ZM32 244H33V243H32ZM37 244H38V243H37ZM78 244H79V243H78ZM83 244H82V247H84ZM87 244H88V243H87ZM107 244H108V243H107ZM132 244H133V243H132ZM21 245H22V243H21ZM23 245H24V244H23ZM80 245H81V244H80ZM121 245H122V243H121ZM85 246H86V245H85ZM99 246H100V244H99ZM99 246H98V247H99ZM106 246H107V245H106ZM118 246H119V245H118ZM118 246H116V247H118ZM123 246H124V245H123ZM123 246H122V248H123ZM133 246H134V245H133ZM133 246H131V247H133ZM137 246H138V248H139V245H137ZM148 246H149V245H148ZM9 247H11V246H9ZM17 247H18V246H17ZM17 247H16V248H17ZM86 247H87V246H86ZM86 247H85V248H86ZM120 247H121V246H119V248H120ZM125 247H126V246H125ZM131 247H130V248H131ZM21 248H22V247H21ZM27 248H28V247H27ZM142 248H143V247H142ZM142 248H140V252L142 251ZM35 249H37V248H35ZM50 249H51V248H50ZM50 249H49V250H50ZM82 249H84V248H82ZM99 249H100V248H99ZM106 249H107V248H106ZM124 249H125V248H124ZM77 250H78V247H77ZM117 250H118V249H117ZM125 250H126V249H125ZM125 250H124V251H125ZM129 250H131V249H129ZM129 250H128V251H129ZM20 251H21V250H20ZM20 251H19V252H20ZM26 251H27V250H26ZM26 251H25V252H26ZM80 251H81V250H80ZM80 251H79V252H80ZM86 251H87V250H86ZM99 251H100V250H99ZM101 251H102V250H101ZM101 251H100V252H101ZM110 251H111V250H110ZM126 251H127V250H126ZM128 251H127V253H128ZM82 252H83V250L81 251V254H82ZM84 252H85V250H84ZM119 252H120V251H119ZM122 252H123V251H122ZM129 252H130V251H129ZM7 253H10V252H7ZM41 253H42V252H41ZM44 253H45V252H44ZM108 253H109V252H108ZM108 253H107V254H108ZM123 253L126 254L125 252H123ZM132 253H133V252H132ZM132 253H129V255H131ZM103 254H104V253H103ZM105 254H106V253H105ZM109 254H110V253H109ZM133 254H134V253H133ZM22 255H23V254H22ZM22 255H21V259L23 258ZM24 255H25V254H24ZM24 255H23V256H24ZM74 255H75V254H74ZM83 255H84V253H83ZM110 255H111V254H110ZM129 255H128V256H129ZM141 255H142V254H141ZM141 255H140V256H141ZM2 256H3V255H2ZM35 256H36V255H35ZM37 256H38V255H37ZM69 256H70V255H69ZM71 256H72V255H71ZM119 256H121V255H119ZM123 256H124V255H123ZM136 256H137V255H136ZM140 256H139V259H140ZM74 257H75V256H74ZM79 257H80V256H79ZM83 257H84V256H83ZM98 257H99V256H98ZM109 257H111V256H109ZM109 257H108V258H109ZM41 258H42V257H41ZM103 258H104V257H103ZM108 258H107V259H108ZM120 258H121V257H120ZM2 259H3V258H2ZM16 259H18V257H17ZM16 259H15V260H16ZM21 259H20V260H21ZM64 259H65V258H64ZM66 259H67V258H66ZM66 259H65V261H66ZM77 259H78V258H77ZM126 259H128V257H126ZM174 259H175V258H174ZM0 260H1V259H0ZM49 260H50V259H49ZM81 260H82V259H81ZM132 260H133V259H131V262H132ZM2 261H3V260H2ZM9 261H10V259H9ZM28 261H29V260H28ZM31 261H32V259H31ZM120 261H121V260H120ZM128 261H130V260H128ZM72 262H73V261H72ZM78 262H79V261H78ZM78 262H77V263H78ZM100 262H101V261H100ZM111 262H112V261H111ZM108 263H109V262H108ZM108 263H107V264H108ZM118 263H119V262H118ZM118 263H117V264H118ZM132 263H133V262H132ZM140 263H141V262H140ZM9 264H10V263H9ZM21 264H22V263H21ZM65 264H66V263H65ZM68 264H70V263H68ZM75 264H76V263H75ZM112 264H113V262H112ZM128 264H129V263H128ZM130 264H131V263H130Z\"/></svg>",
    "mask_w": 264,
    "mask_h": 264
}]
</instances>
